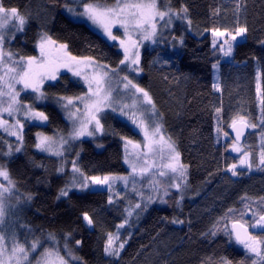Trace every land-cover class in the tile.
I'll list each match as a JSON object with an SVG mask.
<instances>
[{
  "label": "trees",
  "instance_id": "obj_1",
  "mask_svg": "<svg viewBox=\"0 0 264 264\" xmlns=\"http://www.w3.org/2000/svg\"><path fill=\"white\" fill-rule=\"evenodd\" d=\"M69 2L4 0L6 7H16L28 17L24 30L7 40L5 46L17 57L36 56L40 34L47 33L59 43H66L75 56H93L100 63L118 67L123 58L118 46L85 23L72 20L64 12V5ZM170 4L176 10L186 8L187 19H178L155 43L143 48V72L133 80L149 92L162 114V131L175 142L181 162L188 166L187 183H182L179 190L169 189V195H161L146 210L138 209L131 217H127L126 209L136 203L135 194L113 198L107 190L85 189L72 190L67 197L57 199L60 190L69 184L71 161L77 159V153V164L87 176L127 174L121 137L143 141L130 123L116 113L104 111V132L73 142L65 153V171L58 172L61 158L38 151L35 144L38 132L66 135L70 131L55 97L82 95L86 91L71 73L63 72L56 81L44 84L48 99L35 102L36 109L48 115V121H26L22 151L12 156L0 155V164L6 166L15 182L8 223L13 222L15 215L19 238L24 236L22 227L30 229L42 241L39 252L58 248L68 264H220L222 257L233 264H251L242 247L224 234V222L217 225V221L230 208L236 212L228 215L238 219L245 203L249 205L245 219H250L252 212L264 211V201L260 199L264 197V171L255 167L261 146L260 126L249 130L242 142L252 151L253 169H238V176L224 170L238 162L230 148L224 150L232 140L228 123L238 113L251 123L260 119L259 100L264 95V0H170ZM188 20L194 32L190 31ZM238 25L247 26L246 38L236 43L232 58L225 61L222 53L213 49V36L206 29L233 30ZM181 38L183 44L179 43ZM218 61L220 91L213 88L212 75V67ZM258 68L262 73L260 94L256 91ZM21 100L33 103L32 94L22 95ZM216 108L222 109L220 133L216 131ZM223 132L229 136L224 137ZM0 137L16 145L14 137L2 132ZM6 150L0 143V151ZM109 196L112 204L108 203ZM245 196L249 199L242 200ZM161 197L167 203H160ZM85 212L93 218L94 225H87ZM125 218L128 224L120 229V240L129 235L131 238L119 258L107 256V234L115 233ZM227 223L230 228L231 220ZM214 225L221 229L215 236L211 235ZM77 240L81 241L79 245ZM69 250L76 260L69 259Z\"/></svg>",
  "mask_w": 264,
  "mask_h": 264
},
{
  "label": "snow or ice",
  "instance_id": "obj_2",
  "mask_svg": "<svg viewBox=\"0 0 264 264\" xmlns=\"http://www.w3.org/2000/svg\"><path fill=\"white\" fill-rule=\"evenodd\" d=\"M75 7L65 4V9L76 17L84 18L96 28L101 30L102 34L110 41H118V46L123 50V58L119 61L125 70L130 73L139 74L143 72L140 67L139 48L142 41L156 42L158 32L162 28H168L172 25L174 19H187V9L176 10L171 7L170 0H73ZM239 11V4L237 5ZM219 13V9L215 10ZM28 21L25 13H22L16 7H6L4 0H0V132L14 137L16 145L5 141L0 137V143L6 146V151H0V155L12 156L19 153L23 148V129L26 121H35L37 123H46L49 119L44 111H38L35 107L36 101L48 99V94L44 90V84L48 81H56L59 78L60 69H67L74 77H79L87 86V90L82 95L76 96H57L56 102L64 110L66 118L71 122V129L67 135L57 134V136H47L44 133H36L37 143L35 147L52 156L61 158V166L58 172L65 171L64 165L67 163L65 153L70 151L72 143L81 137H93L104 132V125L101 123V113L106 109L112 113H119L126 117L132 125L143 133V146L126 137H121L124 141L125 162L130 164L133 176L143 177L150 173L155 166V161L149 163V155L159 157L166 161L159 166V169L152 173V176H166L168 172L175 174V178L187 183V165L181 162L180 152L177 150L175 142L171 137H165L160 122L162 114L159 113L152 96L149 92L130 79L128 75H119L118 68H110L109 65L100 63L93 56H75L68 51L66 43H59L47 33H41L36 56H20L14 58L15 54L6 49L5 43L8 39H13L14 35H9V31L22 32ZM158 22H162L159 24ZM191 24V20H188ZM122 29L121 35L113 34V29ZM9 30V31H6ZM210 31L213 40L212 47L217 49L224 57H230L233 53L234 43L237 37L244 38L248 31L246 25H238L233 30L219 28L206 29ZM123 37V38H121ZM223 37V39H217ZM183 44V39L179 41ZM219 67V61L213 65V68ZM262 73L259 68L256 74V91L261 93ZM20 86V87H17ZM213 88L220 91V84L214 83ZM22 92L32 94L33 103L27 104L20 99ZM127 101V102H126ZM260 119L256 123L249 122L245 115L239 113L228 123V128L235 132L229 144L225 145V151L239 153L238 163L228 165L224 170L230 172L233 176L241 173L239 168L246 170L253 169L252 151L245 150L240 146L241 137L245 130L255 129L260 126L262 131L261 146L255 167L264 171V95L260 97ZM221 108H216L217 133L222 131L220 127ZM23 118V119H22ZM224 137H228V132H223ZM219 142V140H217ZM131 145L133 151L129 152ZM77 159L71 161V172L69 184L62 188L57 199L67 197L72 188L81 190L89 187L107 188L111 191L115 182L120 181L127 188L129 177L118 175H93L87 176L81 171L77 164ZM167 169L168 171H165ZM0 177L3 181L0 183V264H32L29 259L32 253H36L41 247L39 240H33L27 247L19 243L15 236L12 237L11 245L4 243L3 235L4 225L9 210L12 207L11 199L15 191V182L4 164H0ZM149 183L154 194H159L157 185L160 181L150 179ZM176 189L181 188L180 183L169 185ZM133 191H136L133 183ZM138 195L144 199L142 192ZM119 196V193H115ZM163 195H169L168 188L165 187ZM32 197L29 195L28 199ZM148 203H155L153 196L149 195ZM180 199H183L181 195ZM242 200L249 199L247 196ZM264 201V197L260 198ZM108 203L112 204L113 199L109 196ZM160 203H167V200L161 197ZM179 205V201L177 202ZM147 204L141 208L140 203H136L131 209H126L127 217H131L135 209L146 210ZM249 211V205L245 203L244 211L239 213L238 219H233L228 213H235L236 209L230 208L224 217L217 221L219 225L222 221L223 232L234 242L242 247L246 253L247 259L251 264H264V211H255L251 213L250 219H245ZM83 219L87 225H94L93 218L87 213H83ZM231 220V227L227 223ZM173 223H183V221L173 220ZM128 224V219L118 225L115 233H108L104 253L110 257L119 258L124 249L127 239L120 240V229ZM218 229L216 225L211 230V235L215 236ZM54 241V237H50ZM77 245L81 241L75 242ZM67 249V244H65ZM39 259L35 264H68V260L60 255L58 248L43 249L39 254ZM71 260H76L71 251L67 252ZM220 264H233L227 257L220 259ZM244 264V261L238 262Z\"/></svg>",
  "mask_w": 264,
  "mask_h": 264
},
{
  "label": "rangeland",
  "instance_id": "obj_3",
  "mask_svg": "<svg viewBox=\"0 0 264 264\" xmlns=\"http://www.w3.org/2000/svg\"><path fill=\"white\" fill-rule=\"evenodd\" d=\"M69 5L72 6V7H75V6H76L75 3H73V0H70ZM64 12H65V13H66V14H67L72 20H74V21H78V22H82V23H85V24L88 25L91 29H93L94 31H96L97 33L103 35L102 32H101V30H99L98 28H96L94 25H92V24H91L89 21H87L86 19L74 16L72 13H69L65 8H64ZM177 20H178V19H174V20H173V23H175ZM161 23H162V22H158V27H159V24H161ZM173 23H172V24H173ZM190 27H191V25H189V29H190V31L194 32V29H193L192 27H191V28H190ZM165 29H166V28H162V29H160V31L158 32L157 37L155 38L156 41L158 40L159 35H160ZM6 31H9V30H6ZM122 31H123L122 29L114 28V29H113V34H115V35H121V34H122ZM20 33H21V32L9 31V35H10V36H11V35H14V37H15L16 35L20 34ZM201 34H202V33H201ZM103 36H104V35H103ZM104 37H105V36H104ZM105 38H106V37H105ZM121 38H123V37H121ZM245 38H246V34H245L244 38L237 37V41L233 42V43H234V46L236 45L237 42L242 41V40H244ZM106 39H107V38H106ZM217 39H223V37H217ZM8 40H10V39H8ZM107 40H108V39H107ZM6 41H7V40H6ZM108 41H110V40H108ZM110 42L116 44L117 46H118V43H119L118 41H110ZM149 44H153V43H152L151 41H142V42H141V46H140V48H139L140 60H141V52H142L143 48H144L145 46L149 45ZM5 47H6V46H5ZM118 48L121 50V52H122V54H123V50H122L119 46H118ZM6 49H8V48L6 47ZM233 50H234V48H233ZM38 52H39V49H38ZM38 52H37V53H38ZM37 55H38V54H37ZM222 56H223V54H222ZM14 58L18 59L19 57H17V56L15 55ZM230 58H232V56H230V57H224V56H223V60H225V61L230 60ZM215 64H216V63H215ZM110 68H112V67H110ZM116 68L119 69V75H120V76L128 75L130 79H134V78H136V77H139V76L142 74V72L139 73V74H134V73L127 72V71L125 70V68H124L123 65H119V66L116 67ZM63 72H68V71H67V69L61 68V69H60V74L63 73ZM69 73H71V72H69ZM60 74H59V75H60ZM71 74H72V73H71ZM212 75H213L214 83H217V82H218V83L220 84V89H221V65H219L218 69L212 67ZM75 78H76L77 80H79V81L84 85V87H85L86 90H87V86L84 84V82H83L79 77H75ZM48 82H54V81H48ZM48 82H45V83H48ZM17 87H20V86H17ZM27 93H30V92H22V93H21V96H22V95H25V94H27ZM21 96H20V99H21ZM126 102H127V101H126ZM59 109H60V111L62 112L64 118L69 122V124H70V129H71V122L66 118V114H65L64 110L60 107V105H59ZM105 111H108V109H106ZM109 111H110V110H109ZM116 114H117L118 116H120L122 119H124L125 121H127L128 123H130V124L132 125V123H131L126 117L121 116L118 112H117ZM22 119H23V118H22ZM32 122H34V121H32ZM36 123H37V122H36ZM38 124H45V123H38ZM132 126L134 127V129H136L138 132H140V134L142 135V138H143V133H142L139 129H137L134 125H132ZM250 130H255V129H251V128H250ZM45 135H46V134H45ZM66 135H67V134H66ZM66 135H65V136H66ZM98 135H99V134H98ZM164 135H165V134H164ZM47 136L55 137V136H57V135H47ZM93 137H94V136H93ZM165 137H166V136H165ZM89 138H92V137L84 136V137H81L80 139H89ZM166 138H167V137H166ZM80 139H79V140H80ZM76 141H77V140H76ZM74 142H75V141H74ZM143 143H144V138H143V141H142L140 144L143 146ZM240 146H241V147H244L245 150H247V147H246L242 142L240 143ZM37 150H38V149H37ZM38 151H39V150H38ZM128 151H129V152H132V151H133L131 145L129 146ZM40 152H41V151H40ZM230 152H231L234 156H236V157L239 158V155H240L239 153L232 152L231 150H230ZM42 153L47 154V155H50V154L45 153V152H42ZM124 154H125V148H124ZM153 160L155 161V166L152 168V171H151L150 173L145 174L143 177H141V176H139V175H135V176H133V174H132V169H131V167H130V164H129V163H126V162H125V159H124L125 165H126L127 168L129 169V173H127V174H112V175L127 176V177H129V184H128V187L125 188L122 182H120V181L115 182V184H114V186H113V189L110 191V192H111V195L114 196L113 198H115V197H122V196L125 197V196H128V195H130V194H135V196H136V203H140L141 206H144L145 204H147V206H148L149 204H152V203H148V201H147V199H146L149 195L153 196V199L156 201V200H158V199L160 198L161 195H163V190H164L165 187H167L168 190H169V189L171 190V189H176V188H174V187H169V185H171V184H174V183H180V184L182 185L183 181L180 180V179L175 178V174H173V173H171V172H168V175H166V176H154V177H153V176H152V173L156 172V171L159 169V166H160L162 163L166 162V161H162L159 157H153V156L150 154V155H149V163H152ZM237 163H238V162H237ZM238 169H244V168H239V167H238ZM164 170H165V171H168L167 169H164ZM150 179H155V180L160 181V185H157V187H158V189H159V194H158V195L153 193V191H152V187H151V185H150V183H149V180H150ZM0 183H4L5 186H7V182H6V181H3V178H2V177H0ZM133 183L135 184V189H136V191H133V190H132V188H133ZM87 189H91V190H107V188H101V187H98V186H97V187H89V188H87ZM72 190H81V189H79V188H72ZM72 190H71V191H72ZM83 190H85V189H83ZM107 191H109V190H107ZM138 192H142V193H143V195H144V199H142L141 196L137 194ZM115 193H119V196L115 195ZM136 203H135V204H136ZM131 208H132V207H130L129 209H131ZM137 211H138V209H135V210L133 211V214H132V215H134ZM15 218H16V217H15V215H14V218H13V222H12V223H11V222L8 223V220H7V219H6V221H5L3 235H4V237H5L4 243H5L6 245H11L12 237H13V236H15L16 240H17L19 243L24 244L25 247H27L28 244H30L33 240H39V238L36 237L35 235H33L32 232H31V230L28 229L27 227H22L23 230H24V231H23L24 236H23V238H19V236H18L19 231H18V228H17V225H16V219H15ZM6 222H7V224H6ZM20 234H22V233H20ZM39 241L42 242L41 240H39ZM39 253H40V252H39V248H38L36 253H32V254L30 255L29 259L32 260V264H35V260H36V259H39V255H38Z\"/></svg>",
  "mask_w": 264,
  "mask_h": 264
},
{
  "label": "water",
  "instance_id": "obj_4",
  "mask_svg": "<svg viewBox=\"0 0 264 264\" xmlns=\"http://www.w3.org/2000/svg\"><path fill=\"white\" fill-rule=\"evenodd\" d=\"M249 130H250V129L245 130L244 135L241 137V141H240V143L243 142V141L246 139V136H247ZM230 132H231V135H232V138H233V137L235 136V132H234L232 129H230Z\"/></svg>",
  "mask_w": 264,
  "mask_h": 264
}]
</instances>
